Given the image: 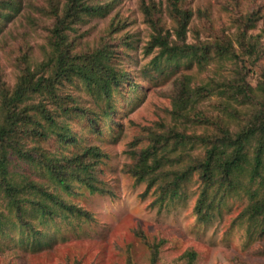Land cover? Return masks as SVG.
I'll list each match as a JSON object with an SVG mask.
<instances>
[{"label":"rangeland","instance_id":"1","mask_svg":"<svg viewBox=\"0 0 264 264\" xmlns=\"http://www.w3.org/2000/svg\"><path fill=\"white\" fill-rule=\"evenodd\" d=\"M55 2L62 15L66 0H0V118L8 115L4 103L23 76L51 78L52 86L28 91L9 112L20 115L21 127L26 115L32 121L17 137L27 154H8L10 179L21 185L30 180L49 195L22 189L17 196L31 201L23 202L19 217L0 187V264H187L189 250L196 253L194 264H264V221L247 213L259 178L250 181L242 170L234 186L205 187L198 170L183 173L203 156L204 146L193 134L212 130L192 121L195 112L219 113L234 131L237 120L246 121V107L231 99L238 110L228 116L214 93L195 111L174 103L186 78L192 88L212 83L216 89L228 79L244 77L251 86L264 79V0H83L102 11L78 14L70 23L69 50L89 53L104 46L109 96L76 76L53 78L49 38ZM147 5L155 7L156 22L171 44L182 43L176 10L187 11L184 40L205 44L211 59L199 64L191 56L161 54L151 43L156 32L145 19ZM221 41L229 42L228 57L215 51ZM245 43L255 49H245ZM64 128L71 135L65 142L57 133ZM88 147L98 155L78 156L90 162L81 172L71 158ZM44 155L63 162L55 167L64 182L44 166ZM75 170L81 178L71 174ZM35 201H44L48 211Z\"/></svg>","mask_w":264,"mask_h":264},{"label":"trees","instance_id":"2","mask_svg":"<svg viewBox=\"0 0 264 264\" xmlns=\"http://www.w3.org/2000/svg\"><path fill=\"white\" fill-rule=\"evenodd\" d=\"M63 12L60 15L59 5L57 2L52 3L53 9V26L50 29V64L53 78L60 80L61 78H69L76 76L81 79L87 87L91 84H97L102 88V95L109 94V72L106 68V60L108 52L104 46L93 50L89 53H77L72 54L69 50V44L67 42L66 30L69 28L70 23L78 19V14L101 12L100 6H92L83 2V0H66L63 5ZM178 24L177 37L181 44L170 43L167 36L161 32L160 27L156 22V10L153 6H145L144 14L147 22L152 26L156 32L153 35V46L160 47V53H164L169 59L178 58L181 56H191L196 59L199 64H205L207 59H211L207 46L205 44H193L186 43L184 40V34L186 25L188 23L190 14L178 9ZM71 18L70 20L68 18ZM229 42H219L215 46V51L219 57L229 56L232 54L229 50ZM245 49H255L254 44H244ZM264 78V72H263ZM51 78L44 79L43 76H39L35 81L28 75L23 76L20 84H18L10 96L8 101H4L5 108H8V115L0 118V187L5 189V194L12 201L19 212V217L22 216L21 208L23 202H30L31 199L24 197H18V193L22 192V189H26L30 186L42 193L43 195H49L42 187L35 185L30 180H26L24 183L19 184L10 179V171L8 170V154L14 153L18 157H23L27 154L23 151L17 142V137L20 132L27 129V125L30 121V117L26 115L27 120L25 127L19 125V121L22 119L17 113H9L20 102H22L24 96L28 91H51ZM208 85H201L196 87H190L189 81L186 78L181 86L178 97L175 99V106H179L184 109L190 107L195 111L196 104L205 99L209 94H217L221 97L220 108L226 113V115L234 116L237 107L232 106L231 99L235 100L238 104H244L246 110L243 116L246 120H237V129L231 130L227 124V121L221 114L204 115L202 111L195 112L192 121H196L202 126L211 125V133L202 132L199 134H193L195 141L201 143L204 146L203 156L199 160L198 164L193 167H188L183 173H191L192 169L198 170L200 178L206 183L205 187H211L217 182L225 184L226 186H234L239 180L238 174L242 170L248 171V180L252 181L255 178H259V186L255 191L250 193L251 202L247 207V213L250 218L260 217V220L264 221V191L261 189L264 186V79L258 82L255 86H251L244 77L240 81L232 80L223 83L222 87L217 89ZM45 118L50 120L51 125H55L53 118L42 110ZM24 117V118H26ZM189 115H187V118ZM243 119V120H244ZM32 122V121H30ZM51 128V127H50ZM32 131H36V127L31 128ZM60 140L63 142L70 140L71 135L66 132V129L62 132L57 131ZM70 138V139H69ZM180 143L185 142L184 138L179 139ZM251 146V147H249ZM8 148H11L9 152ZM90 156L95 157L98 155L95 147L86 148L81 154L73 156L71 159L77 161L76 166L79 167L81 172H87L89 170L90 162H84L79 160L78 156ZM46 168L51 174L56 175L59 181L64 182V178H61L62 173L60 169H56L55 166H62L63 162L59 159L54 161L49 160L45 155ZM65 159V158H64ZM141 165L148 168L146 159H142ZM30 161H34L33 157H30ZM143 169V167H142ZM79 170H75L72 175L78 174V177H82L79 174ZM182 173V174H183ZM86 179V178H84ZM87 184L91 185V182L86 180ZM262 190L261 192L259 190ZM217 195V194H214ZM219 195V194H218ZM217 195V196H218ZM260 195V197H258ZM206 196V190L203 189L202 197ZM60 204H64L62 201L54 198ZM43 212L48 211L44 201H35ZM66 208L72 210V205H65ZM259 232L263 234V227H259ZM187 264H194L196 253L194 250H189L187 253ZM126 264H131L127 262Z\"/></svg>","mask_w":264,"mask_h":264}]
</instances>
